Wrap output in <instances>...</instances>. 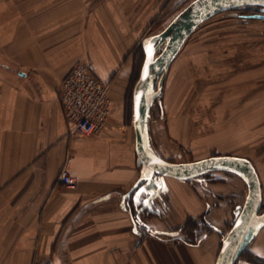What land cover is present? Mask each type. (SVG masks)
<instances>
[{
	"label": "crops",
	"instance_id": "0c3cea01",
	"mask_svg": "<svg viewBox=\"0 0 264 264\" xmlns=\"http://www.w3.org/2000/svg\"><path fill=\"white\" fill-rule=\"evenodd\" d=\"M15 1L0 0V264H214L230 228L223 225L246 196L244 179L225 170L243 184L213 209L210 195L151 173L135 153L133 106L132 113L126 106L148 41L191 0ZM79 61L109 84V122L90 137L68 135L57 98L60 80ZM174 96L158 106H178ZM68 154L74 189L58 179ZM156 180L170 196L168 218L151 210ZM205 211L211 233L170 236ZM245 249L264 257V226Z\"/></svg>",
	"mask_w": 264,
	"mask_h": 264
},
{
	"label": "rangeland",
	"instance_id": "374dc122",
	"mask_svg": "<svg viewBox=\"0 0 264 264\" xmlns=\"http://www.w3.org/2000/svg\"><path fill=\"white\" fill-rule=\"evenodd\" d=\"M253 12H264V8L246 5L221 11L200 23L186 38L164 76L159 95L162 101L167 95H175L173 101L178 106L161 107L156 99L149 110L148 146L154 153L177 162L217 154L246 155L264 183V20L241 16ZM141 64L142 56L126 99L131 113L132 89ZM158 180L159 190L151 210L159 218H168L169 210H165L163 203L170 196L160 194L163 183ZM179 180L189 183L196 194L210 195L213 209L214 202L225 201L233 196L230 192L243 184L240 178L223 169ZM213 188L220 193L214 199ZM244 192L243 188L240 200ZM221 209L217 207L216 213L222 212ZM263 210L264 201L259 208L260 212ZM144 213L142 210L140 218ZM208 213L199 214V221L188 216L184 226L169 231L170 236L184 234L193 240L211 233L213 226ZM229 225L228 220L224 229ZM239 262L264 264V257L250 256L244 248L234 264Z\"/></svg>",
	"mask_w": 264,
	"mask_h": 264
},
{
	"label": "water",
	"instance_id": "95a60500",
	"mask_svg": "<svg viewBox=\"0 0 264 264\" xmlns=\"http://www.w3.org/2000/svg\"><path fill=\"white\" fill-rule=\"evenodd\" d=\"M246 5L264 8V0H191L171 21L148 41L138 78L132 89L135 153L151 173L162 177L187 179L204 172L223 169L240 175L247 186L241 205L235 206L234 220L221 240L214 264H233L253 235L264 225L261 184L252 162L231 154H217L197 160L177 162L154 153L148 146L147 121L152 103L162 90L168 66L190 33L204 20L221 11ZM264 20V12L241 15Z\"/></svg>",
	"mask_w": 264,
	"mask_h": 264
},
{
	"label": "built area",
	"instance_id": "2783aa9c",
	"mask_svg": "<svg viewBox=\"0 0 264 264\" xmlns=\"http://www.w3.org/2000/svg\"><path fill=\"white\" fill-rule=\"evenodd\" d=\"M67 122L68 135L90 137L103 130L110 119L109 84L100 80L85 62H76L60 80L57 89ZM71 155L60 167L58 179L66 188L74 189L77 178L69 172Z\"/></svg>",
	"mask_w": 264,
	"mask_h": 264
},
{
	"label": "trees",
	"instance_id": "16d2710c",
	"mask_svg": "<svg viewBox=\"0 0 264 264\" xmlns=\"http://www.w3.org/2000/svg\"><path fill=\"white\" fill-rule=\"evenodd\" d=\"M234 218H235V216H234ZM234 220V219H233ZM233 220H232V222H233ZM232 222H231V224H232ZM231 224H230V226H231Z\"/></svg>",
	"mask_w": 264,
	"mask_h": 264
},
{
	"label": "bare ground",
	"instance_id": "6f19581e",
	"mask_svg": "<svg viewBox=\"0 0 264 264\" xmlns=\"http://www.w3.org/2000/svg\"><path fill=\"white\" fill-rule=\"evenodd\" d=\"M264 226V225H263ZM262 227V226H261Z\"/></svg>",
	"mask_w": 264,
	"mask_h": 264
}]
</instances>
